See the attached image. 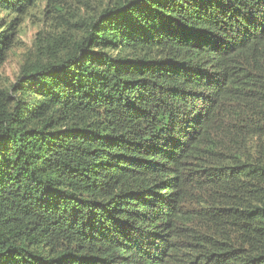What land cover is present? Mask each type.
<instances>
[{"label": "trees", "instance_id": "16d2710c", "mask_svg": "<svg viewBox=\"0 0 264 264\" xmlns=\"http://www.w3.org/2000/svg\"><path fill=\"white\" fill-rule=\"evenodd\" d=\"M0 264H264V0H0Z\"/></svg>", "mask_w": 264, "mask_h": 264}, {"label": "rangeland", "instance_id": "374dc122", "mask_svg": "<svg viewBox=\"0 0 264 264\" xmlns=\"http://www.w3.org/2000/svg\"><path fill=\"white\" fill-rule=\"evenodd\" d=\"M36 15V13H33ZM43 19L37 14V16H28L21 24L20 42L23 44L20 47V51L23 52L27 46H29L35 37V34L42 28ZM20 59V53H16L15 57L11 58L5 65V74L15 81V77L18 70Z\"/></svg>", "mask_w": 264, "mask_h": 264}]
</instances>
